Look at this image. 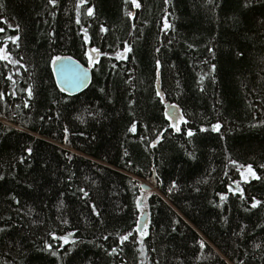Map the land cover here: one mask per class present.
I'll return each mask as SVG.
<instances>
[{"label":"trees","instance_id":"obj_1","mask_svg":"<svg viewBox=\"0 0 264 264\" xmlns=\"http://www.w3.org/2000/svg\"><path fill=\"white\" fill-rule=\"evenodd\" d=\"M137 2L0 0V264H264V0Z\"/></svg>","mask_w":264,"mask_h":264},{"label":"water","instance_id":"obj_2","mask_svg":"<svg viewBox=\"0 0 264 264\" xmlns=\"http://www.w3.org/2000/svg\"><path fill=\"white\" fill-rule=\"evenodd\" d=\"M53 72L58 88L63 89L61 91L71 97L85 92L92 82V70L70 57H63L62 60L53 64ZM166 107L169 116L177 117L179 110L176 106L167 103ZM144 188L150 189L148 185H144ZM148 223V213L145 212L140 218L138 232L142 233Z\"/></svg>","mask_w":264,"mask_h":264},{"label":"snow or ice","instance_id":"obj_3","mask_svg":"<svg viewBox=\"0 0 264 264\" xmlns=\"http://www.w3.org/2000/svg\"><path fill=\"white\" fill-rule=\"evenodd\" d=\"M85 2V0H80V3L82 4V3H84ZM125 2L127 3V0H125ZM166 2H167V0H166ZM212 2V0H209V3H211ZM49 3H51V4H53V5H55V3H56V0H49ZM132 3H133V5L136 7V8H139L141 5L137 2V0H132ZM79 4L77 5V7L79 8ZM245 6H247V5H245ZM89 16H91L92 14H93V11H92V9L91 8H89L88 9V13H87ZM129 16H131L132 15V13H127ZM5 23H6V21H4ZM77 23H79V20H77ZM164 27L167 29V28H169L170 27V25L167 23V21H165V23H164ZM17 30H18V26H17ZM103 31H106L105 29H102ZM4 31V29H0V32H3ZM19 39V37L17 36V37H8L7 38V40H5V42H4V46L3 47H0V60H8L9 59V56H8V54H7V41L8 40H10L12 43H16V41ZM18 46V45H17ZM126 51H130V49H126ZM63 58L62 57H59V56H57V57H54L53 59H52V63L53 64H56L58 61H60V60H62ZM89 61L90 62H93L94 63V61L92 60V57L91 56H89ZM10 78V77H9ZM61 90H63V89H61ZM157 96H159L160 97V100H161V103H163V100H164V97H163V95L159 92V91H157ZM32 95V93H31V91L29 90V96H31ZM165 116L168 118V119H172L171 117H169L168 116V113L167 112H165ZM180 121L181 122H183V123H187V121H185L184 119H183V116H181L180 117ZM170 127L171 128H174L175 129V131L176 132H180V127H179V124L177 123V122H175V121H173L171 124H170ZM219 127H220V125H214L213 126V131H218L219 130ZM130 131H132V132H135L136 131V125L135 124H133L132 125V127L129 129ZM205 129H201V131H204ZM163 134H161V136H162ZM187 135L189 136V137H191V136H193L194 135V133L191 131V130H189L188 132H187ZM156 143H159V139L152 145L153 147H155L156 146ZM31 150H29V152H30ZM233 163H235V161H233ZM262 167H264V165H262ZM247 171L249 172V174H251L252 176H255V173L253 172V170H252V166L251 165H248L247 166ZM0 179H3V177H0ZM85 195H87V193H85ZM241 196H243V193H241ZM221 199L222 200H224V199H226V197L225 196H221ZM261 202L260 201H255L254 203H252V205H251V207L252 208H255V207H257L259 204H260ZM0 231H3L2 229H0ZM129 235H131V233H129L128 235H124V236H122L121 237V242H123V241H126V240H128V238H129ZM55 238V237H54ZM104 239H107V237H104ZM65 242L67 243V240L65 239ZM201 246H203V244L201 245ZM48 247L49 248H51V245H48ZM113 251H115V250H113ZM57 253L55 252V251H52L51 252V255H53V256H55Z\"/></svg>","mask_w":264,"mask_h":264},{"label":"rangeland","instance_id":"obj_4","mask_svg":"<svg viewBox=\"0 0 264 264\" xmlns=\"http://www.w3.org/2000/svg\"><path fill=\"white\" fill-rule=\"evenodd\" d=\"M254 172V171H253ZM255 173V172H254ZM256 177V174H255V176H252L251 174H249V172L246 170L243 174H242V180L244 181V182H247V181H249L250 179H252V178H255ZM145 185H148L149 187H150V189L149 190H146L145 188H144V191H143V196H142V199H141V202H140V208H141V214L143 215L145 212H147V211H145L146 210V206H145V204H144V200H147V198H148V196L150 195V191L152 190V186L149 184V183H144ZM152 187V188H151ZM153 191V190H152ZM142 203V204H141ZM141 215V216H142ZM141 236H145V235H147V229L145 230H143V232L142 233H139Z\"/></svg>","mask_w":264,"mask_h":264}]
</instances>
